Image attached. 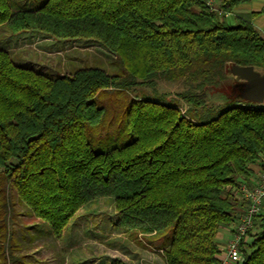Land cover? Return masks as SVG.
<instances>
[{"label": "trees", "instance_id": "16d2710c", "mask_svg": "<svg viewBox=\"0 0 264 264\" xmlns=\"http://www.w3.org/2000/svg\"><path fill=\"white\" fill-rule=\"evenodd\" d=\"M0 25L21 37L97 42L120 63V73L102 65L63 73L20 65L0 46V173L29 214L61 239L81 208L111 197L117 228L170 230L148 240L164 264H222L219 231L243 213L234 189L251 164L264 170V106L232 99L220 108L209 90L231 64L264 68V30L241 16L230 24L205 0H0ZM158 80L185 84L177 97L187 111L146 91ZM104 90L126 96L132 139L97 151L88 129L105 118L96 100ZM241 244L238 264H264V212Z\"/></svg>", "mask_w": 264, "mask_h": 264}, {"label": "rangeland", "instance_id": "374dc122", "mask_svg": "<svg viewBox=\"0 0 264 264\" xmlns=\"http://www.w3.org/2000/svg\"><path fill=\"white\" fill-rule=\"evenodd\" d=\"M22 1L33 6L41 0ZM21 35L0 25V46L11 47L15 61H26L20 65L38 69L39 64L63 73L77 67L102 65L111 73L121 72L116 56L97 42L55 40L38 31ZM184 89L182 81L166 80H158L151 90L146 87L147 92L152 91V97L178 103L187 111V103L177 97ZM136 92L141 94L142 90L137 88ZM230 94L233 100L240 95L254 96L245 83H239ZM125 97L115 90H104L97 95L96 100L105 106L106 115L100 124L88 129L95 150L119 146L132 139L125 120ZM192 112L189 110L188 114ZM116 215L113 198H98L81 208L71 218L62 238L56 239L47 222L29 214V208L18 200L0 173V264H105L114 257L127 264H162L161 253L152 248L148 240L168 235L170 230L159 236L127 231L114 225Z\"/></svg>", "mask_w": 264, "mask_h": 264}, {"label": "crops", "instance_id": "0c3cea01", "mask_svg": "<svg viewBox=\"0 0 264 264\" xmlns=\"http://www.w3.org/2000/svg\"><path fill=\"white\" fill-rule=\"evenodd\" d=\"M264 8V0H252L246 3H242L234 8L231 12H228V15L225 16L226 20L233 24L237 21V18L245 17L252 21L255 27L263 32L264 30V13H259ZM230 65V69H231ZM228 79L223 82L219 87L215 89L209 90L210 100L213 102H227L232 100L230 92H232L233 88H235L239 83L249 84L250 88L253 90L260 89L262 90V98L257 100L255 96L253 97H245L240 95L238 100H243L246 102L255 103L258 105L264 106V68L259 66H246L243 69L238 70L235 74L231 70L227 71ZM253 98V100L251 99ZM250 168L253 173V177H256L259 172L262 171V165L259 163H254L250 165ZM251 176V177H252ZM245 207V204H243ZM243 206L238 205L239 211H243ZM232 224L228 226H224L220 229L218 234V240L220 244L226 242L230 238L233 237V231L231 229ZM222 257V255H221ZM162 258V264H164V259Z\"/></svg>", "mask_w": 264, "mask_h": 264}, {"label": "built area", "instance_id": "2783aa9c", "mask_svg": "<svg viewBox=\"0 0 264 264\" xmlns=\"http://www.w3.org/2000/svg\"><path fill=\"white\" fill-rule=\"evenodd\" d=\"M205 2L210 10L217 12L220 16L228 15V12H224L221 8L223 0H205ZM234 191L237 203L239 205L243 203L245 207L241 204L243 213L232 223L233 237L220 244L222 264H238L240 262L242 239L253 227L255 216L264 212V170L259 172L256 177L252 176L249 180H243ZM246 239H249L248 236Z\"/></svg>", "mask_w": 264, "mask_h": 264}, {"label": "water", "instance_id": "95a60500", "mask_svg": "<svg viewBox=\"0 0 264 264\" xmlns=\"http://www.w3.org/2000/svg\"><path fill=\"white\" fill-rule=\"evenodd\" d=\"M231 66H232L231 69L228 67L227 71L231 70L235 74L238 72V70L243 69V67H246V66H239V65H235V64H232ZM254 96L257 100H260L262 98V90L255 89L254 90Z\"/></svg>", "mask_w": 264, "mask_h": 264}]
</instances>
